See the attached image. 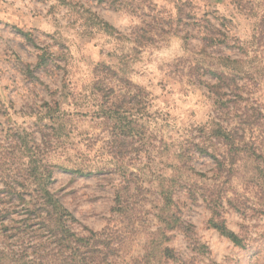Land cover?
<instances>
[{
    "label": "rangeland",
    "instance_id": "rangeland-1",
    "mask_svg": "<svg viewBox=\"0 0 264 264\" xmlns=\"http://www.w3.org/2000/svg\"><path fill=\"white\" fill-rule=\"evenodd\" d=\"M15 2L0 264H264V0Z\"/></svg>",
    "mask_w": 264,
    "mask_h": 264
},
{
    "label": "trees",
    "instance_id": "trees-1",
    "mask_svg": "<svg viewBox=\"0 0 264 264\" xmlns=\"http://www.w3.org/2000/svg\"><path fill=\"white\" fill-rule=\"evenodd\" d=\"M203 40L211 41L210 42L211 44H214V43L217 42V40H215V37H213L212 39H209V40L208 39H203ZM45 61H46V58L44 56H42L41 59H40L39 66L41 64L45 63ZM219 85H221V82H219L218 87H219ZM206 149H208V148H206ZM257 175H260V174H256V176ZM24 190H25V188L23 187L22 191H24ZM20 196H22V195H20ZM51 202H52V200H49V199L43 200V202L41 203V206L39 208H36V210H34L33 212H36L37 214L42 213V212H47V213H52L53 214L54 212L57 211V209H56V206H53ZM49 205H52L51 209H49ZM215 228L220 230L223 235H226L227 237H229V238H231V239L236 241V239H237L236 236L233 233L229 232V231L227 232V230H226V228L224 226L215 225ZM18 261H19V258L15 262H18Z\"/></svg>",
    "mask_w": 264,
    "mask_h": 264
},
{
    "label": "crops",
    "instance_id": "crops-1",
    "mask_svg": "<svg viewBox=\"0 0 264 264\" xmlns=\"http://www.w3.org/2000/svg\"><path fill=\"white\" fill-rule=\"evenodd\" d=\"M21 3H20V5H22ZM15 4H17V2L14 3V0H10V1L9 0H0V21H4V22H7V23H10L13 25H15V23H16L15 21H18L16 23L17 25L23 24V22L21 20L17 19L16 17L13 19V17H14V14L17 13L16 12L17 10H22L20 13H23V9L18 8V7H25V6H23V5L17 6V8H16ZM23 26L25 27L24 24H23Z\"/></svg>",
    "mask_w": 264,
    "mask_h": 264
}]
</instances>
